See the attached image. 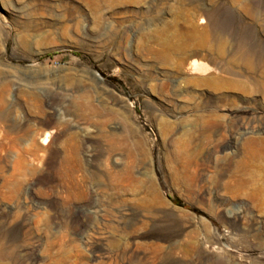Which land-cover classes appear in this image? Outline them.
<instances>
[{"label": "rangeland", "instance_id": "rangeland-1", "mask_svg": "<svg viewBox=\"0 0 264 264\" xmlns=\"http://www.w3.org/2000/svg\"><path fill=\"white\" fill-rule=\"evenodd\" d=\"M0 264H264V0H0Z\"/></svg>", "mask_w": 264, "mask_h": 264}, {"label": "bare ground", "instance_id": "bare-ground-1", "mask_svg": "<svg viewBox=\"0 0 264 264\" xmlns=\"http://www.w3.org/2000/svg\"><path fill=\"white\" fill-rule=\"evenodd\" d=\"M50 137V133L49 132H46L44 137H43V140L44 141H47V139Z\"/></svg>", "mask_w": 264, "mask_h": 264}]
</instances>
